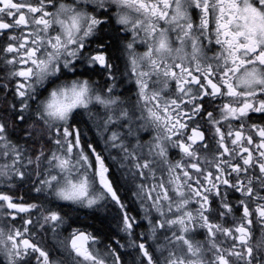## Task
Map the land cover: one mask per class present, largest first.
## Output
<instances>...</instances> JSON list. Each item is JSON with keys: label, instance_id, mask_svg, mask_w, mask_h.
Wrapping results in <instances>:
<instances>
[{"label": "snow or ice", "instance_id": "snow-or-ice-1", "mask_svg": "<svg viewBox=\"0 0 264 264\" xmlns=\"http://www.w3.org/2000/svg\"><path fill=\"white\" fill-rule=\"evenodd\" d=\"M0 264H264V0H0Z\"/></svg>", "mask_w": 264, "mask_h": 264}]
</instances>
